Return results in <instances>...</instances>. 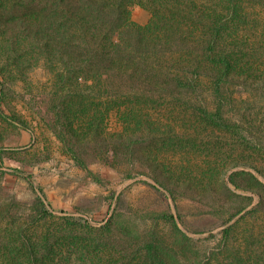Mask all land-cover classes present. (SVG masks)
<instances>
[{
  "label": "rangeland",
  "instance_id": "374dc122",
  "mask_svg": "<svg viewBox=\"0 0 264 264\" xmlns=\"http://www.w3.org/2000/svg\"><path fill=\"white\" fill-rule=\"evenodd\" d=\"M261 1L235 0L228 10L225 0H198V12L216 14L217 50L226 48L232 61L222 86L225 116L263 149L242 146L195 114L193 106H218L213 64L203 60L204 76L189 77L196 93L175 82L187 84L186 43L203 26L185 12H165L171 19L167 28L146 30L158 52L144 59L135 55L117 76H69L59 85L50 62L39 60V42H19L17 64L0 74V111L24 121L31 132L0 116V264L20 252L8 245V226L40 220L38 190L54 215L29 227L28 235L39 247H55L56 264L81 257L96 263V249L102 264L112 254L127 255L124 264H200L206 257L210 264H264ZM30 6L15 10L31 12L35 5ZM5 9L11 8L0 3V12ZM153 17L147 8H131L138 26L147 27ZM80 117L87 126H80ZM91 126L90 134L98 135L83 148V169L61 139ZM130 135H137L136 143L121 138ZM150 244L152 260H144Z\"/></svg>",
  "mask_w": 264,
  "mask_h": 264
},
{
  "label": "trees",
  "instance_id": "16d2710c",
  "mask_svg": "<svg viewBox=\"0 0 264 264\" xmlns=\"http://www.w3.org/2000/svg\"><path fill=\"white\" fill-rule=\"evenodd\" d=\"M10 6L0 12V74H6L9 63L17 64L21 45L19 42H39V60L50 62L56 72L57 84L63 85L65 79L72 76L74 80L81 77H110L123 73V68L132 64L135 55L139 59L156 54L158 48L150 43L155 42L149 38L148 28L165 26L171 20L165 12L187 13L196 24L203 25L199 37L187 42L186 50L189 58L183 64L182 72L187 77V84L180 78L175 82L190 91L196 93L198 86L193 80L204 76L202 61L213 64L214 89L212 94L218 101L215 110H209L204 106H193L195 114L208 124H212L221 130L228 132L239 144L247 148L263 149L262 144L250 137L247 131L238 123L228 121L225 116V100L222 86L227 83L232 71V61L226 54L227 49L217 50V39L220 29L215 28L218 20L216 14L204 15L200 10L198 0H0ZM235 0H225L227 9L230 10ZM234 2V3H233ZM263 2V0L261 1ZM33 11L19 12L15 7L31 8ZM135 5L152 11L154 17L147 27H141L131 21V8ZM201 6H203L201 4ZM27 7V8H26ZM186 18V16H185ZM8 42V44H7ZM10 42V44H9ZM68 42V43H65ZM129 42L130 45H126ZM135 42V44H133ZM134 49V52L126 49ZM130 59V60H128ZM62 61L63 66H57ZM222 69V70H221ZM5 83L0 85L1 98L5 94ZM81 87V85L79 86ZM112 87V86H111ZM0 116L8 123L19 129L31 132L30 127L21 119L0 111ZM80 126H84V120L80 117ZM84 122V123H83ZM87 126V124L85 123ZM89 129V130H88ZM71 131V140L61 139L79 167L87 169L84 149L88 142L98 135L90 134L92 126ZM134 137V138H133ZM122 139L136 143L137 135L121 136ZM146 139V138H145ZM26 181L31 188H35L28 177L18 176ZM41 197L44 194L41 190ZM38 196L35 204V212L40 215L36 219L27 218L18 226L9 225L7 231L11 238L8 245H12L20 252L19 255L9 253L5 258L6 264H56L57 251L55 247L45 242L41 247L28 235V228L39 221H46L54 215L50 206H46L45 200ZM109 231H111L109 229ZM152 244L147 245L149 254L144 260H152ZM98 257L87 260L78 258L74 264H102ZM128 256L112 254L105 264H124ZM143 260V258H140ZM211 259L206 257L200 264H210Z\"/></svg>",
  "mask_w": 264,
  "mask_h": 264
}]
</instances>
